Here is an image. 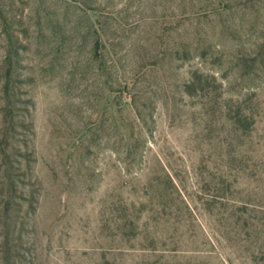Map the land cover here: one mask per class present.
I'll return each mask as SVG.
<instances>
[{
	"label": "rangeland",
	"instance_id": "obj_1",
	"mask_svg": "<svg viewBox=\"0 0 264 264\" xmlns=\"http://www.w3.org/2000/svg\"><path fill=\"white\" fill-rule=\"evenodd\" d=\"M0 264H264V0H0Z\"/></svg>",
	"mask_w": 264,
	"mask_h": 264
}]
</instances>
